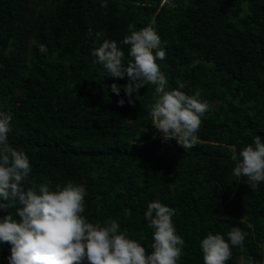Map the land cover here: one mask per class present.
<instances>
[{"label":"trees","instance_id":"16d2710c","mask_svg":"<svg viewBox=\"0 0 264 264\" xmlns=\"http://www.w3.org/2000/svg\"><path fill=\"white\" fill-rule=\"evenodd\" d=\"M148 25L166 41L157 62L169 88L182 81L211 105L192 148L153 137L154 86L129 104L123 87L110 91L127 77L93 63L102 39L119 44L129 26ZM0 111L12 115L9 143L30 159L29 184H84L93 224L117 220L148 247L144 213L159 200L177 213L178 264H203L200 241L210 232L227 240L233 227L248 235L226 264H264V183L253 191L232 160L255 136L264 140V0H0ZM9 255L0 245V264Z\"/></svg>","mask_w":264,"mask_h":264},{"label":"clouds","instance_id":"9594fccd","mask_svg":"<svg viewBox=\"0 0 264 264\" xmlns=\"http://www.w3.org/2000/svg\"><path fill=\"white\" fill-rule=\"evenodd\" d=\"M101 7H107V3ZM129 27L130 34L119 44L102 39L104 34L96 32V41L102 42L91 52L93 63L101 65L107 77H127L125 85L113 83L110 91L119 96L123 87L129 104L134 102L133 93L143 86H154L157 98L150 115L157 130L153 137H161L162 141L174 139L184 149L192 148L211 105L199 93L189 95L182 91L186 87L182 81L169 88L168 78L157 62L166 59V41L152 25L139 30ZM88 35H93L91 29ZM121 45L128 46L127 64ZM38 49L47 52L44 44H39ZM117 103L122 106L125 100L121 98ZM11 120L10 112L0 111V210L5 212L0 217V245H10L8 264H178L185 240L177 234L174 208L159 200L148 203L144 213L147 227L152 230L148 247L141 242L143 235L130 238L126 231H121L117 220L109 219L104 226L93 224L83 215L87 195L84 184L68 181L63 186L57 184L55 189L48 183L29 184L30 159L8 140ZM232 160L233 175L246 178L253 191L264 183L261 136H255L238 154L233 153ZM10 209H15V214ZM124 214L132 215L130 209H125ZM247 235L238 227L227 233V240L220 233H208L200 241L203 264H226L232 249L244 246Z\"/></svg>","mask_w":264,"mask_h":264}]
</instances>
